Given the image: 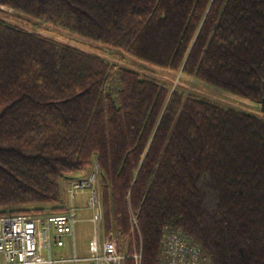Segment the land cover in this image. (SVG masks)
Segmentation results:
<instances>
[{"label": "trees", "instance_id": "1", "mask_svg": "<svg viewBox=\"0 0 264 264\" xmlns=\"http://www.w3.org/2000/svg\"><path fill=\"white\" fill-rule=\"evenodd\" d=\"M175 72L264 102V0H0V214L62 212L95 161L123 264L164 227L264 264V117Z\"/></svg>", "mask_w": 264, "mask_h": 264}, {"label": "built area", "instance_id": "2", "mask_svg": "<svg viewBox=\"0 0 264 264\" xmlns=\"http://www.w3.org/2000/svg\"><path fill=\"white\" fill-rule=\"evenodd\" d=\"M91 210L92 237L89 255L56 254L54 247L63 246V236L73 240L77 201L84 195ZM133 226L136 217H131ZM159 264H211L189 235L179 229L164 227L159 240ZM124 252H118L116 239L102 228L99 173L94 161L90 170L69 180L64 189V210L60 213L0 214V264H123ZM135 264L141 263L140 249L131 254Z\"/></svg>", "mask_w": 264, "mask_h": 264}, {"label": "rangeland", "instance_id": "3", "mask_svg": "<svg viewBox=\"0 0 264 264\" xmlns=\"http://www.w3.org/2000/svg\"><path fill=\"white\" fill-rule=\"evenodd\" d=\"M56 37L58 39H61L58 36ZM105 56L109 59H112V57L107 54ZM174 75L176 77L183 76L179 72H175ZM173 81H176V79L174 78ZM178 86L182 91H190L206 100L215 102L221 106L233 108L243 112H252L264 117V109L260 108L259 104H250L248 102H245L244 100H238L237 98L232 99L219 92L221 90L212 88V86L204 84L203 82H200L198 80H194L193 78H191V81L180 78L178 80ZM89 217L90 211L88 208L78 209L76 213L77 220L73 227V240L71 236L64 235L62 240L63 246L54 247L53 251L66 255L72 254L74 250L76 255L78 256H88L90 254L88 251V242L93 233L92 223Z\"/></svg>", "mask_w": 264, "mask_h": 264}, {"label": "crops", "instance_id": "4", "mask_svg": "<svg viewBox=\"0 0 264 264\" xmlns=\"http://www.w3.org/2000/svg\"><path fill=\"white\" fill-rule=\"evenodd\" d=\"M183 77L184 78H186V79H190L191 80V78L190 77H188V76H184L183 75ZM215 90V89H214ZM219 92H221L222 94H224V95H226V96H228V97H230V98H232V99H235V98H237L238 100H244L245 102H248V103H250V104H258V103H255V102H252V101H250V100H247V99H244V98H240V97H237V96H235V95H231V94H229V93H226V92H224V91H219ZM260 105V104H259ZM66 183H64V185H65ZM84 196H85V194L84 195H82L80 198H79V200L77 201V210H76V213H77V211H78V209H85V208H88L86 205H85V203H84ZM89 209V208H88ZM89 211H90V217H89V219L91 218V210L89 209ZM77 220V219H76ZM76 223V222H75ZM92 223V222H91ZM92 228H93V224H92ZM73 252L75 253V251L73 250ZM56 254H62V253H57V252H55ZM76 254V253H75ZM65 255V254H64ZM66 255H69V254H66ZM78 256V255H77ZM81 257V256H80Z\"/></svg>", "mask_w": 264, "mask_h": 264}, {"label": "water", "instance_id": "5", "mask_svg": "<svg viewBox=\"0 0 264 264\" xmlns=\"http://www.w3.org/2000/svg\"><path fill=\"white\" fill-rule=\"evenodd\" d=\"M260 108L264 109V102L261 101Z\"/></svg>", "mask_w": 264, "mask_h": 264}]
</instances>
